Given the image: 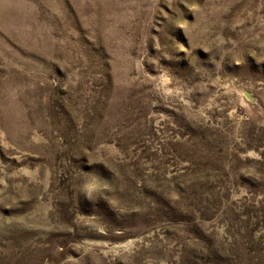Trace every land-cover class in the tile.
<instances>
[{
  "label": "rangeland",
  "instance_id": "374dc122",
  "mask_svg": "<svg viewBox=\"0 0 264 264\" xmlns=\"http://www.w3.org/2000/svg\"><path fill=\"white\" fill-rule=\"evenodd\" d=\"M0 264H264V0H0Z\"/></svg>",
  "mask_w": 264,
  "mask_h": 264
}]
</instances>
